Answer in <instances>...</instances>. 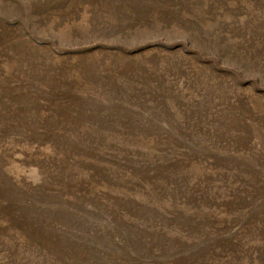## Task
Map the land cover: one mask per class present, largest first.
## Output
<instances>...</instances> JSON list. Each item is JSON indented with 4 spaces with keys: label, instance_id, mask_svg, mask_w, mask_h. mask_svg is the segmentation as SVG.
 Wrapping results in <instances>:
<instances>
[{
    "label": "rangeland",
    "instance_id": "obj_1",
    "mask_svg": "<svg viewBox=\"0 0 264 264\" xmlns=\"http://www.w3.org/2000/svg\"><path fill=\"white\" fill-rule=\"evenodd\" d=\"M0 264H264V0H0Z\"/></svg>",
    "mask_w": 264,
    "mask_h": 264
}]
</instances>
